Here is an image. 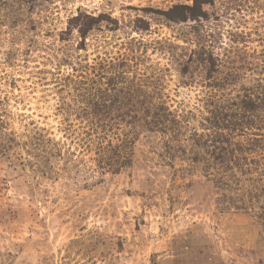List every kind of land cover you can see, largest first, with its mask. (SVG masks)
Returning a JSON list of instances; mask_svg holds the SVG:
<instances>
[{"label":"rangeland","instance_id":"1","mask_svg":"<svg viewBox=\"0 0 264 264\" xmlns=\"http://www.w3.org/2000/svg\"><path fill=\"white\" fill-rule=\"evenodd\" d=\"M19 3L0 8V264H264V196L252 198L264 187V0H212L180 23L158 13L193 0ZM83 14L103 16L85 39L68 32ZM122 81L178 124L140 135L110 170L83 95L123 98ZM246 95L250 128L205 121L214 107L248 117L228 108ZM216 133L239 146L256 189L239 174L214 185Z\"/></svg>","mask_w":264,"mask_h":264},{"label":"trees","instance_id":"2","mask_svg":"<svg viewBox=\"0 0 264 264\" xmlns=\"http://www.w3.org/2000/svg\"><path fill=\"white\" fill-rule=\"evenodd\" d=\"M211 1L212 0H193L191 6L174 5L165 11H160L158 16L160 18L162 17L164 22L167 23H180L188 20L195 21L204 16L202 5L209 4ZM12 3H15V5L16 3H18V5L20 4L19 0H0V8L2 6H6L8 11H12L14 8ZM101 18H103V16L92 17L85 14L77 15L71 18L68 32H70L73 28H78L79 37L81 39H85L88 32L92 30L96 23L100 22ZM137 22L141 23L140 26H134L137 30H148L146 22L140 20ZM209 59L211 60V55H209ZM128 83H125V81L121 82L123 86L120 88L119 93L123 95V98H114L113 101L103 97L94 99L95 97H91L92 94L89 89L88 93L83 95L85 101L87 97L89 98L86 102H84V110L86 113L89 112L91 116L97 119V124H100L101 122L102 125L101 128L98 127L100 132L102 131L101 133L99 132L100 135L97 136L99 144L97 146L95 145L96 153L99 154L97 161L98 167H108L110 170H119L126 167L130 161L133 146L140 135L145 133H160L163 135L167 133L168 130L172 129V133H174L175 124H178V122L173 119L172 113L163 104L156 105L155 102H152L153 100H150L151 97L146 96V91H142L143 88L140 87V85L134 84V87ZM139 96L144 97L138 99L137 97ZM245 98L246 99H241L239 104L232 103L228 108L238 106V111H244V113L249 111L248 117H246L247 115H240L236 111L231 115H228L226 112L222 111L221 107H214L210 112V118L213 120L209 121L206 119L205 121L211 123L212 128L220 129V132H223L224 128H231V131L240 126L250 128L249 125H253L252 120L249 119L250 105H252V102L247 95ZM219 110L226 114L224 118L220 116L222 113ZM98 113L102 118H96ZM102 115H104V117ZM218 120L221 121V124ZM216 134L220 138L217 141H213V143L209 146L212 153L208 159L209 162L212 159V163L206 166L208 169H216L217 171H219L218 168L222 169L220 172L222 175L213 180L214 185H216L218 189L223 190L227 183L224 178L227 175L232 176L239 174L241 183L249 184L253 189H256L257 184L260 183L261 180L257 178L253 179L248 175L249 169H244L247 166L246 160L243 158L240 160V158L235 154V152H240L239 146H236L235 150L234 147L229 146L231 141L230 137L221 141L222 134ZM110 138H113L114 141L112 140V142H109ZM105 141L107 142L106 145L103 144ZM46 143H50V141H46ZM250 151H252V153L254 152V150ZM240 163H242V167L240 166ZM261 174L262 172L259 171L258 175L260 177H262ZM263 188L264 187L262 186L260 192L254 193L252 198H257L255 201H261L264 196L260 194L263 193ZM225 200L231 201L232 199H229V195L227 194L223 195L221 198V205L223 208H226L223 203L226 202ZM233 204L235 206H228L237 210L242 208L238 203Z\"/></svg>","mask_w":264,"mask_h":264}]
</instances>
